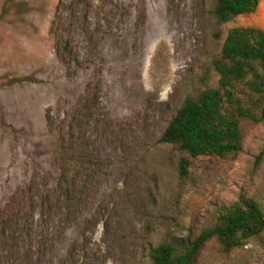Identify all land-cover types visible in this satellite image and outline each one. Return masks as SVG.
Returning a JSON list of instances; mask_svg holds the SVG:
<instances>
[{
  "label": "rangeland",
  "instance_id": "obj_1",
  "mask_svg": "<svg viewBox=\"0 0 264 264\" xmlns=\"http://www.w3.org/2000/svg\"><path fill=\"white\" fill-rule=\"evenodd\" d=\"M72 1L0 0V201L55 184L59 143L48 116H71L99 95L100 119L112 122L104 142L94 144L88 128L94 149L109 158L53 264L74 253L79 264H149L151 246L184 250L219 207L241 196L264 210V122H242L243 150L229 158H195L160 142L189 95L218 85L211 62L228 30H264V0L225 25L213 15L215 0H93L82 11ZM60 3L83 56L77 73L50 34ZM184 156L191 165L182 179ZM197 264H264V231L231 251L211 239Z\"/></svg>",
  "mask_w": 264,
  "mask_h": 264
},
{
  "label": "trees",
  "instance_id": "obj_2",
  "mask_svg": "<svg viewBox=\"0 0 264 264\" xmlns=\"http://www.w3.org/2000/svg\"><path fill=\"white\" fill-rule=\"evenodd\" d=\"M93 0H73V11ZM260 0H215L213 15L219 25L238 16L254 13ZM82 28V27H81ZM50 34L56 53L69 71L83 66L80 46L66 26V12L60 3ZM218 85L189 95L163 132L160 142L175 146L191 157L229 158L243 150L242 122H264V30L236 26L228 30L221 54L212 60ZM78 104L72 115L48 116V125L58 134L56 158L58 176L50 187L31 186L12 192L0 201V264H53L54 248L61 242L71 216L81 212L109 158L95 150L88 128L96 141L104 142L111 131V120L100 119L101 97ZM103 116H107L103 114ZM191 160L181 157L179 175L187 178ZM264 231V210L258 201L241 196L219 207L198 234H192L187 247L177 251L161 242L149 249V264H197L206 243L216 239L223 250L243 247ZM72 251L71 253H73ZM72 255L62 264H79Z\"/></svg>",
  "mask_w": 264,
  "mask_h": 264
}]
</instances>
